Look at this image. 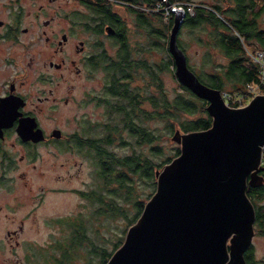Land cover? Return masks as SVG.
Segmentation results:
<instances>
[{"label": "water", "instance_id": "obj_1", "mask_svg": "<svg viewBox=\"0 0 264 264\" xmlns=\"http://www.w3.org/2000/svg\"><path fill=\"white\" fill-rule=\"evenodd\" d=\"M171 11L167 49L174 74L207 101L211 125L174 131L179 154L155 170L154 192L105 264H247L243 253L251 244L255 214L245 190L264 179L259 164L264 93L239 107L227 105L219 89L189 68L177 42L186 11L183 6Z\"/></svg>", "mask_w": 264, "mask_h": 264}, {"label": "flooded vegetation", "instance_id": "obj_2", "mask_svg": "<svg viewBox=\"0 0 264 264\" xmlns=\"http://www.w3.org/2000/svg\"><path fill=\"white\" fill-rule=\"evenodd\" d=\"M170 5L186 4L180 0H0V211L3 193L17 181L29 187L28 172L37 168L44 152L49 155L52 147L93 150L83 143L87 137L51 126V108L60 99L68 102L67 97L55 95L67 74L81 78L99 68L103 94H86L90 101L103 103L114 68L123 65L131 74L134 61L146 62L132 55L141 50L132 47L130 27H147L151 36H161L163 15L165 11L171 15ZM116 6L123 8L124 16ZM154 19L159 24L154 25ZM6 233L16 237L18 230Z\"/></svg>", "mask_w": 264, "mask_h": 264}, {"label": "trees", "instance_id": "obj_3", "mask_svg": "<svg viewBox=\"0 0 264 264\" xmlns=\"http://www.w3.org/2000/svg\"><path fill=\"white\" fill-rule=\"evenodd\" d=\"M233 1L234 4L226 8L218 4L212 5L211 8L198 5L193 8V13L187 10L186 5H183L186 13L181 26L209 23L212 27L211 37L227 57L225 64H220L219 68L213 66L211 72L204 73L198 78L219 90L244 92L248 84L258 82L257 65L249 59L246 50L248 47L264 49V25H260L259 22L260 15L264 12V0L261 5H258V0ZM170 13L168 25H171L173 21L174 14L172 11ZM166 25L163 22L164 28ZM162 35L166 36L163 28ZM179 46L181 47L180 44ZM211 56V53L207 51L204 54L205 62H209ZM145 63L143 60L134 61L131 74L127 73L123 65L114 68L107 86L108 93L103 99L108 116L107 121L102 124L104 132L95 138H84L83 141L95 152L94 158L99 166L98 175L101 186L98 192L91 190L80 191V193L90 200L99 202L93 212L111 217L121 215L127 227L137 220L145 202L155 190V170L162 168L178 155L180 146H175L172 154L155 162L150 155L135 151L118 154L105 145L114 141L121 145L127 144L128 139L123 136V131H126L129 136L136 139V142L150 144L152 155H161L164 149L160 144L155 143L159 135L145 127L142 120L162 119L165 132L172 134L175 130L188 132L206 129L212 121L206 110L207 101L195 95L181 82L177 80L178 89L174 88L171 93L161 86L158 69L161 67L167 69L171 65V70L174 71L172 59L158 63L156 67ZM140 67H144L149 75L146 90L131 83L136 69ZM150 84L154 86L153 91H148ZM226 86H230L231 89H226ZM260 91L264 93V88ZM231 103V106L236 105ZM260 173L264 177V170ZM135 176L143 179L147 185H152V190L144 196L141 195L135 185ZM102 190L107 194H104ZM245 192L254 207L253 225L258 226L264 233V205L258 203L264 196V182L256 186L247 185ZM112 194H118L122 203ZM125 204L133 208L132 213L127 212ZM56 221L61 226L59 236L54 238L48 246H41L37 255H27L23 264H105L125 236L126 226L120 234L105 244L96 242L88 236L86 224L80 216H61L57 217ZM95 234L98 236V231H95ZM98 237L106 241L103 237ZM81 247H85L86 251L82 260L79 261L77 249ZM243 256L247 264H255L251 244L246 248Z\"/></svg>", "mask_w": 264, "mask_h": 264}, {"label": "rangeland", "instance_id": "obj_4", "mask_svg": "<svg viewBox=\"0 0 264 264\" xmlns=\"http://www.w3.org/2000/svg\"><path fill=\"white\" fill-rule=\"evenodd\" d=\"M180 2L188 5V11L191 13L194 12L193 8L198 5L211 8L212 5L218 4L222 8H226L234 4L233 0H180ZM115 8L121 16H124L122 7L116 6ZM85 13L90 14L87 10ZM163 16V22L167 24L166 28L162 26L166 34L165 37L163 35L151 36L150 32L145 30L147 27L136 29L132 25L129 31L132 47L141 50V52H133V57L146 60V64L152 67H156L158 63L167 59H172L167 49L171 27L168 25L169 15L165 11ZM259 22L260 25H264V12L261 13ZM157 23L154 19L153 24ZM211 30V25L204 22L193 26L182 25L178 31L177 42L186 55L189 68L197 76L211 72L213 66L215 68V66L218 67L227 62V57L211 37ZM114 48L112 46L108 52L113 53ZM254 48L248 47L249 50ZM207 51L212 55L209 62L204 60V54ZM174 75L171 65L167 69L162 67L158 69L161 86L169 93L177 88V78ZM148 79L149 75L145 68L140 67L136 70L131 83L145 89ZM103 83V72L99 68L89 74L83 73L81 78L75 73L69 72L66 83L61 82L57 87L60 90L55 93L57 98L59 96L67 97L68 102L64 103L60 99L57 105L51 108V126L60 127L63 133L77 132L82 137L95 138L102 135L104 132L102 124L107 121L108 117L106 106L102 102L97 104L96 101H90L88 96L91 92L103 94ZM225 88L231 89L230 86ZM64 89L66 90L64 91ZM153 90L154 86L150 84L148 91ZM87 91L89 93L86 94ZM142 124L159 135L155 143L163 147V154L152 155L150 144L136 142V139L129 136L126 131H123V136L128 139L127 144L121 145L114 141L105 146L118 154L141 152L150 155L155 162H158L164 156L172 154L175 146L180 145L172 138V133L165 132V124L162 119H144ZM94 154L95 152L86 146L78 150L76 148L69 150L52 147L49 155L44 152L39 158L37 168L28 172V181H30L28 188L17 181L15 187L8 193H3L0 211V264H23L27 255L35 256L41 246L46 247L51 244L54 238L60 234L61 226L56 221L57 217L66 215L82 217L88 236L96 242L107 244L109 240L122 232L126 221L121 215L111 217L106 214H96L93 211L98 207L99 202L90 200L80 193V191L95 190L98 192L100 190L99 166L95 161ZM134 180L141 195L144 196L152 190V185H147L138 176H135ZM102 191L107 194L106 191ZM112 195L122 203L118 194ZM258 203L264 205V196ZM125 205L127 212L132 213L133 208H130L129 204ZM20 225L22 228L19 230ZM127 228L126 226L125 233ZM14 229L18 230L16 237H11L6 233L7 230ZM253 230L251 237L253 258L255 264H264V233L255 225H253ZM95 231H98V236L103 237L106 241L101 240ZM77 250L78 260L81 261L86 249L81 247Z\"/></svg>", "mask_w": 264, "mask_h": 264}, {"label": "built area", "instance_id": "obj_5", "mask_svg": "<svg viewBox=\"0 0 264 264\" xmlns=\"http://www.w3.org/2000/svg\"><path fill=\"white\" fill-rule=\"evenodd\" d=\"M249 59L256 63L258 70V82L255 84H248L244 92H228L226 90H220V93L224 99V102L231 106V102L235 103V106L239 107L244 105L251 97L260 93L261 88H264V49L254 48L246 50ZM259 164L264 165V144L261 146Z\"/></svg>", "mask_w": 264, "mask_h": 264}]
</instances>
